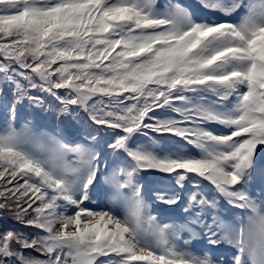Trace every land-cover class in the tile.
<instances>
[{"label":"snow or ice","instance_id":"6c2138e0","mask_svg":"<svg viewBox=\"0 0 264 264\" xmlns=\"http://www.w3.org/2000/svg\"><path fill=\"white\" fill-rule=\"evenodd\" d=\"M0 264H264V0H0Z\"/></svg>","mask_w":264,"mask_h":264},{"label":"rangeland","instance_id":"374dc122","mask_svg":"<svg viewBox=\"0 0 264 264\" xmlns=\"http://www.w3.org/2000/svg\"><path fill=\"white\" fill-rule=\"evenodd\" d=\"M159 1H161V3H163V2H164V0H159ZM181 2H184V0H181ZM189 2H191V3L195 4V3H197V2H198V0H189Z\"/></svg>","mask_w":264,"mask_h":264}]
</instances>
